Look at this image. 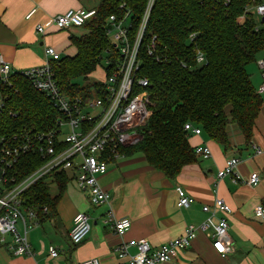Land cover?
Segmentation results:
<instances>
[{"label": "trees", "instance_id": "16d2710c", "mask_svg": "<svg viewBox=\"0 0 264 264\" xmlns=\"http://www.w3.org/2000/svg\"><path fill=\"white\" fill-rule=\"evenodd\" d=\"M251 2L154 0L137 53L139 76L150 84L151 114L138 131L140 139L123 149L124 155L140 153L151 168L175 179L185 166L197 161L187 141L189 134L183 130L186 123L200 128L201 134L225 152L230 148L226 133L229 124L237 127L246 145L250 143L262 102L246 68L264 53V22L256 29L252 16L244 15ZM122 3L131 13L128 38L135 39L147 0L102 2L96 17L83 26L87 34L69 37L75 56L61 57L54 64L55 79L63 94L86 97L90 88L100 86L90 76L103 57L111 63L118 59L104 25L109 15L122 16ZM243 16L241 22L239 18ZM152 38L158 60L146 51ZM196 51L204 57L200 65L195 62ZM107 71L109 67L104 68ZM79 80L85 82L84 87H79ZM0 97L4 103L0 111V141H12L25 131L47 132L53 128L57 113L50 100L24 78L11 75L7 83L0 84ZM42 164L36 153L22 155L8 172L9 177H14L9 186L22 182ZM68 182L65 173L38 179L20 195L23 210L33 211L39 223L52 220ZM51 184L56 188L55 196L50 194Z\"/></svg>", "mask_w": 264, "mask_h": 264}, {"label": "crops", "instance_id": "0c3cea01", "mask_svg": "<svg viewBox=\"0 0 264 264\" xmlns=\"http://www.w3.org/2000/svg\"><path fill=\"white\" fill-rule=\"evenodd\" d=\"M104 1L0 0V57L10 66L11 75L42 66L48 46L62 57L57 40L61 35L72 45L69 40L72 30L59 31L51 27L45 35H40L35 31L36 25L68 10L96 11ZM33 10V15L27 19ZM75 54L74 47L70 57ZM253 64L254 67L249 68ZM246 70L256 92L260 76L255 63ZM260 98L261 107L248 145L234 124L226 128L230 144L226 152L204 134L189 133V146L193 149L207 147L210 156L197 157V161L185 166L175 179H168L151 168L140 153L125 155L109 163L106 173L98 177L100 188L111 195L110 204L99 207H92L86 193L69 179L57 204L56 217L38 222L29 231L31 255L16 256L0 247V264H80L90 258H96L100 264H122L124 261L118 260L116 252L121 243L144 240L155 250L182 236L187 227L197 228L210 215L213 221L221 218L219 212L204 213L201 209L204 205L212 209L216 197L223 199L232 211L227 218L232 251L224 258L215 253L210 238L212 228H208L204 232L197 231L191 246L166 264H264V218L254 214L256 206L264 205V94ZM257 149L260 154H256ZM229 158L239 159L235 173L241 181L258 173L259 183L251 187L234 182L230 176L219 180L217 173ZM176 187L192 198L189 207H176ZM109 210L116 219L129 220L130 226L123 235H115L103 222ZM77 213L89 216L90 231L79 245H73L68 233ZM49 247L57 251L56 258L49 256ZM128 252L134 255L136 249L129 248Z\"/></svg>", "mask_w": 264, "mask_h": 264}, {"label": "built area", "instance_id": "2783aa9c", "mask_svg": "<svg viewBox=\"0 0 264 264\" xmlns=\"http://www.w3.org/2000/svg\"><path fill=\"white\" fill-rule=\"evenodd\" d=\"M154 0H147L138 32L133 41L128 38V23L130 11L125 4L119 6L122 16L109 15L105 20V32L109 43L113 44L119 55L111 63L106 61L109 71L104 72V79L99 82L98 88H90L88 95L70 97L61 92L55 75L54 64L61 59L60 54L53 47L44 50L46 61L42 66L17 72L16 75L27 80L32 88L48 98L57 113L53 128L47 132L25 131L12 141H0V246L8 249L16 256H30L28 233L38 224L35 214L31 210H23L20 195L32 183L52 173H65L77 188L86 193L87 201L92 207L109 205L111 195L103 191L98 177L106 173L109 163L124 157L123 149L134 145L139 139V129L145 125L151 112L149 98L150 84L144 77L139 76L140 65L137 53L142 35L149 19ZM34 10L27 16L30 18ZM244 15L254 16L256 29L264 18V0H252L245 8ZM96 17V11L68 10L62 14L50 17L44 23L35 27L36 33L45 35L48 28L54 27L59 31H68L72 28L83 27ZM242 22L244 16L240 17ZM194 35H189L192 40ZM147 53L156 60L154 38L146 48ZM195 62L200 65L204 62L203 55L196 51ZM260 76V84L256 93L264 94V56L255 61ZM11 76L10 66L0 57V84L8 82ZM4 106L0 97V111ZM187 134L200 135V128L192 127L189 123L183 126ZM197 157L207 159L210 150L207 147L193 149ZM36 153L43 160L42 166L35 170L22 182L11 185L14 177L8 172L15 167L22 155ZM259 149L256 154H260ZM239 163L238 158H229L225 166L218 171L217 178L230 176L236 183H245L251 187L259 181L258 173H252L247 180H240L235 173ZM50 181V179H49ZM177 208H187L193 200L180 187L175 188ZM204 213L219 212L222 217L213 221L212 215L197 228L187 227L184 234L176 239L152 250L144 240L121 243L117 249V258L122 264H166L175 259L180 253L188 249L197 231L204 232L212 228L210 235L212 248L221 257H225L233 249L232 241L228 236L227 218L231 214L230 207L223 199L216 197L212 209L202 206ZM46 209L43 213L46 214ZM257 218H264V205L254 209ZM103 222L108 224L115 235L121 236L130 226L127 219H116L111 210L107 212ZM20 223L21 230L17 228ZM90 231L89 216L77 213L72 220L68 233L69 241L79 245ZM129 248H135L136 253L130 255ZM51 258L58 256L57 251L49 247ZM80 264H100L96 258L82 261Z\"/></svg>", "mask_w": 264, "mask_h": 264}, {"label": "rangeland", "instance_id": "374dc122", "mask_svg": "<svg viewBox=\"0 0 264 264\" xmlns=\"http://www.w3.org/2000/svg\"><path fill=\"white\" fill-rule=\"evenodd\" d=\"M253 17L254 16H252V18ZM256 19L257 18H255V20ZM128 23H130V19L128 20ZM70 30H72V33L70 35L74 36L76 38L83 37V36H85L87 34V30L85 28H83V27L72 28ZM57 40L60 43L59 51L61 52L62 57H66V56L70 57L71 56L70 54L73 53V51H74V47L68 43L67 38L66 37L64 38L63 35L59 36ZM106 61H107V58L103 57V60L101 61L99 67L91 75V77H90L91 80H93V81H101V80L104 79V75H103L102 69L104 70V68L106 67ZM252 67H254V64H253V66L252 65L249 66V68H252ZM78 85H79V87H84L85 82L82 81V80L81 81L79 80L78 81ZM69 185H73V184H69ZM56 193H57V191H56L55 186H53V184H51V186H50V194L52 196H55ZM17 228L19 229V231L21 230L20 223L17 224Z\"/></svg>", "mask_w": 264, "mask_h": 264}, {"label": "water", "instance_id": "95a60500", "mask_svg": "<svg viewBox=\"0 0 264 264\" xmlns=\"http://www.w3.org/2000/svg\"><path fill=\"white\" fill-rule=\"evenodd\" d=\"M262 22H264V18H262Z\"/></svg>", "mask_w": 264, "mask_h": 264}]
</instances>
